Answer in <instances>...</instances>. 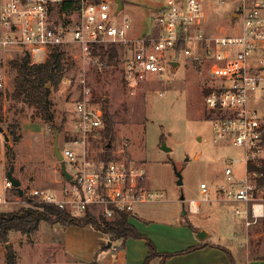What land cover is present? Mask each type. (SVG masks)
I'll return each mask as SVG.
<instances>
[{
  "label": "rangeland",
  "instance_id": "rangeland-1",
  "mask_svg": "<svg viewBox=\"0 0 264 264\" xmlns=\"http://www.w3.org/2000/svg\"><path fill=\"white\" fill-rule=\"evenodd\" d=\"M165 2L122 0L118 11L129 17L127 36L152 35L155 28L151 24V16ZM235 2L202 0L203 27L207 34L230 32ZM111 46L115 45L103 47V50ZM114 48L116 57L112 61L104 51L101 52L104 57L101 67L83 60L76 48L66 51L64 77L49 95L54 112L51 121L42 120L33 107L9 97L15 77L10 61L20 59L23 54L10 56L8 53L4 60L0 59V71H4L7 83L1 91L0 100V195L5 194L7 203L0 202V212L15 213L34 205V201L27 196L33 188H60L64 176L53 151L54 130H58L61 150L63 141L72 136L75 118L73 100L81 98L79 80L84 77L86 86L90 88L92 105L105 111L113 122L114 138L110 148L100 152L101 146L106 143V138L101 136L93 150L101 157L107 154L108 159L119 158L143 168L145 185L164 195L161 200L136 204L133 214L139 218L135 228L144 233L156 248L157 244L161 246L163 249L160 252L173 254L165 264L174 256H180L174 260L177 264L216 262L211 250L199 248L185 254L177 253L197 244L195 228L209 230L212 233L209 241L228 244V238L231 245H237L241 252L264 253V219L245 229L243 218L235 213L241 203L216 198L211 202H201L198 213H189L186 206L189 199H199L200 181L208 180L211 185L217 182L224 158L241 157L237 146L222 147L214 142L212 122L204 104V90L219 87L227 80L229 71H226L225 64H213L212 60L204 57L195 62L182 56L180 64L170 74L145 79L131 95L121 80L122 61L127 49L119 45ZM249 106L264 111V101L251 100ZM162 142L171 150H162ZM6 145L11 147L13 175L21 181L22 196L3 186L9 169ZM232 168L240 171L241 167L237 164ZM176 172H180L182 177L180 186L176 184ZM181 194L183 201L180 200ZM183 209L186 211L184 214ZM51 218L49 222L41 221L38 230L29 236L10 231L8 242H0V264H6L10 246L14 250L16 264H81L63 250L62 239L66 228L54 222L53 216ZM127 239L124 242L128 251L127 263L136 264L137 254L131 241L138 239L130 238L132 240L126 242ZM121 243L122 240L114 241L110 250L114 246L123 248ZM143 245L147 248L145 242ZM225 258L228 260L226 254ZM158 263L159 258L151 261V264ZM97 264H104V260L98 259Z\"/></svg>",
  "mask_w": 264,
  "mask_h": 264
},
{
  "label": "built area",
  "instance_id": "built-area-1",
  "mask_svg": "<svg viewBox=\"0 0 264 264\" xmlns=\"http://www.w3.org/2000/svg\"><path fill=\"white\" fill-rule=\"evenodd\" d=\"M203 18L202 0H166L151 16L154 33L129 38V17L117 10L115 0H0V59L8 53L23 54L38 65L54 50L65 55L76 48L83 60L101 67V48L124 46L121 80L131 95L145 79L170 74L171 61L182 56L224 63L227 83L205 94L204 104L214 142L237 146L241 157L224 158L217 182L200 181L199 199H189L186 206L189 213H198L201 202L216 198L239 202L242 206L235 213L248 229L264 219V184L259 183L264 179V111L249 106L251 100L264 101V0H239L227 33L207 34ZM79 82L81 98L73 100L72 136L60 150L71 178H64L59 189L33 188L28 199L56 206L72 217L91 213L109 220L125 213L130 219L136 204L164 195L145 185L143 168L119 158L106 159L93 150L104 130L103 114L90 101L86 79ZM6 85L0 71V91ZM104 151L102 145L100 152ZM237 164L240 171L232 168ZM3 186L12 189L7 178ZM0 202L7 203L5 194Z\"/></svg>",
  "mask_w": 264,
  "mask_h": 264
},
{
  "label": "trees",
  "instance_id": "trees-1",
  "mask_svg": "<svg viewBox=\"0 0 264 264\" xmlns=\"http://www.w3.org/2000/svg\"><path fill=\"white\" fill-rule=\"evenodd\" d=\"M115 46H111L108 50H103L108 56L109 61H112L116 57ZM104 53V54H105ZM65 55L58 50H54L50 57L43 64L32 65L29 63L27 56H23L20 59H14L10 61V66L15 70L14 87L9 93V97L17 102H23L34 108L35 114L44 121H51L53 119V103L51 102L49 95L52 90L57 89L60 82L64 77V60ZM227 83L226 80L221 83V87ZM212 89L204 90L207 94ZM2 92L0 91V100ZM104 130L101 136L106 138L104 148L109 149L107 144L111 143L113 134V122L111 117L104 112ZM11 147L6 145V155L8 156L9 167L13 165V158L10 155ZM106 159L109 156L103 155ZM259 183L264 184V179H261ZM15 193L16 189L12 187ZM31 207L21 208L15 213L0 212V242L7 243L10 231H18L27 236L31 235L38 230L40 222H49L54 217V222H58L61 226L66 228L69 225H77L82 227H89L101 232L107 241L111 243L122 239V244L127 238L143 239L147 246V255L144 258L142 264H151V261L155 258H159L158 264H165L166 259L173 254L160 252L157 250L154 243L143 233L139 232L134 225L129 223L127 214L117 213L113 218L107 220L102 216L97 217L88 213L83 217H72L66 212L60 210L56 206L42 203H33ZM207 244L205 242H199L196 245H191L186 249L177 252L178 254H185L193 250L203 248ZM110 246L104 245L102 249H108ZM221 249L227 256L230 264H236L231 252L223 247L216 246ZM176 254V253H175ZM6 264H16L15 253L10 246L6 253ZM84 264H97L96 256L89 262Z\"/></svg>",
  "mask_w": 264,
  "mask_h": 264
},
{
  "label": "crops",
  "instance_id": "crops-1",
  "mask_svg": "<svg viewBox=\"0 0 264 264\" xmlns=\"http://www.w3.org/2000/svg\"><path fill=\"white\" fill-rule=\"evenodd\" d=\"M238 2L239 0H236L235 8L231 13L233 21L235 19V11L238 7ZM1 163H4L3 159H1ZM134 215L135 214H133V216L128 219V221L129 223L135 226V222L139 220V218L137 216L135 217ZM207 231L209 232V235L204 240H199L197 238L196 243L205 242L207 245L203 248H200L199 250H211L212 252H214L213 257L215 258L216 262H213V264H218V261H220V264H230L228 260H226L223 251L217 248L216 246H223L227 248L234 257L236 264H264L263 252L258 254L254 253L253 251L241 252L240 248L237 245H231L230 239L228 238V244H220L219 242L209 241V238L212 233L209 230ZM63 235V250L68 254L70 258L77 262H80L81 264L91 261L95 256L97 262L98 259H102L104 260V264H128V251L127 248L124 246V242L123 244L121 243L123 245V248L121 249H118L115 246L111 250L110 247L108 249H102L104 245L107 246V238L101 232L95 229L77 225H70L66 227ZM216 235L219 236V234L217 233ZM120 240L122 239H119L118 241ZM131 240L132 239L129 238L126 242H130ZM131 242H133L132 248L135 251L134 253L137 254L135 262L136 264H142L144 258L147 255V248L143 245L144 241L143 239H138L133 240ZM157 248L158 251H162L161 249H163L158 244ZM177 258H180V256H174L168 259L167 264H177L176 261H174Z\"/></svg>",
  "mask_w": 264,
  "mask_h": 264
},
{
  "label": "water",
  "instance_id": "water-1",
  "mask_svg": "<svg viewBox=\"0 0 264 264\" xmlns=\"http://www.w3.org/2000/svg\"><path fill=\"white\" fill-rule=\"evenodd\" d=\"M115 1L117 3V10H119L122 7V0H115ZM179 64H180L179 61H176V60L175 61H171V68H172V70H175V67L177 65H179ZM261 68H262V70H264V66H262ZM0 131H1V128H0ZM6 138L7 137L5 136V139ZM107 146L108 147L110 146V143L109 142H108ZM160 148L162 150H164V151L171 150V148L169 146H167L165 142H162L161 143ZM53 151H54V155L56 157V160L59 162L60 169H61V172H62L64 178L67 179V180L70 179L71 178V175L66 170L65 164H64L63 159H62V154H61L60 149H59V146H58V130L57 129L54 130ZM176 175H177L176 184L178 186H180V185H182V177H181V174H180V172H176ZM6 177L10 181L12 187L16 189L18 196H22L23 195V189L20 186L21 185V181L18 178L14 177V175H13V165H11L9 167V169L7 171ZM180 200L181 201L184 200V197H183L182 194L180 196ZM185 212H186L185 209H183V214ZM194 231H195L196 237L199 240H204L209 235V232L206 229H204V228H195ZM110 245H111V242L108 241L107 242V246H110Z\"/></svg>",
  "mask_w": 264,
  "mask_h": 264
}]
</instances>
